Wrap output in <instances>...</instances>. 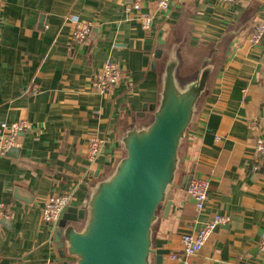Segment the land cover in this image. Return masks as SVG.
<instances>
[{
	"label": "crops",
	"instance_id": "obj_1",
	"mask_svg": "<svg viewBox=\"0 0 264 264\" xmlns=\"http://www.w3.org/2000/svg\"><path fill=\"white\" fill-rule=\"evenodd\" d=\"M136 0H3L0 28V139L3 124L21 119L30 128L20 146L0 156V264H59L57 227L41 212L52 194L73 193L70 206L83 207L91 187L109 173L119 154L121 133L149 122L158 102L160 72L169 43L180 42L181 73L214 60L206 93L180 150L175 185L153 226L155 249L169 250L166 264L183 253L182 236L197 232L215 215L229 216L204 249L187 264H264V163L253 169L254 141L264 138V38L250 42L264 22V0H141L154 18L142 28ZM75 19L90 22V38L77 44ZM189 53V58L186 54ZM107 62L124 72L106 95L92 86ZM40 91L33 93V86ZM256 120V130L248 122ZM107 140L94 162L87 157L92 136ZM100 172L96 177V173ZM210 179L205 207L196 209L185 178Z\"/></svg>",
	"mask_w": 264,
	"mask_h": 264
},
{
	"label": "water",
	"instance_id": "obj_2",
	"mask_svg": "<svg viewBox=\"0 0 264 264\" xmlns=\"http://www.w3.org/2000/svg\"><path fill=\"white\" fill-rule=\"evenodd\" d=\"M179 44L173 39L168 45L149 122L121 133L112 170L96 180L84 206L63 209L56 232L59 264L167 263L170 251L154 248L153 226L162 212L169 214L180 150L214 68V60L206 58L194 72L182 74ZM192 178L193 173L184 183Z\"/></svg>",
	"mask_w": 264,
	"mask_h": 264
},
{
	"label": "built area",
	"instance_id": "obj_3",
	"mask_svg": "<svg viewBox=\"0 0 264 264\" xmlns=\"http://www.w3.org/2000/svg\"><path fill=\"white\" fill-rule=\"evenodd\" d=\"M224 4H233L238 0H219ZM170 6V0H160L158 9L167 11ZM136 10L135 16L140 21L142 28L150 30L154 16L151 13L143 12L142 1L136 0L133 4ZM4 2L0 0V28L3 25ZM75 27L71 34L72 42L81 44L90 38L92 32V24L87 21L75 19ZM264 38V22L256 24L251 33L250 42L252 44H260ZM124 72L117 63H105L93 76L92 86L97 93L102 95L108 94L121 80ZM40 88L38 85L33 86V93H38ZM5 134L0 139V156H5L12 148L20 146V136L26 132L30 125L27 120L21 119L11 124H3ZM258 127L256 120L248 122L250 130H256ZM107 140L99 136H92L89 141L87 157L90 162L94 163L102 154ZM264 163V138L257 136L254 141L253 152V169L258 170ZM210 179L207 177H193L186 186V194L196 206V209L202 211L208 199L210 190ZM73 193L69 194H52L47 197L44 202L41 220L44 224L56 228L60 219V215L66 206H69L73 199ZM8 207L0 204V222L7 218ZM229 216L215 215L213 219L207 221L197 232L187 233L182 236L183 253L175 254L172 258L179 260L182 264H187V258L197 256L205 247L213 232L217 227L229 223ZM259 251L264 254V230L262 232L259 244Z\"/></svg>",
	"mask_w": 264,
	"mask_h": 264
},
{
	"label": "rangeland",
	"instance_id": "obj_4",
	"mask_svg": "<svg viewBox=\"0 0 264 264\" xmlns=\"http://www.w3.org/2000/svg\"><path fill=\"white\" fill-rule=\"evenodd\" d=\"M186 56L189 58L190 54H189V53H187V54H186Z\"/></svg>",
	"mask_w": 264,
	"mask_h": 264
}]
</instances>
